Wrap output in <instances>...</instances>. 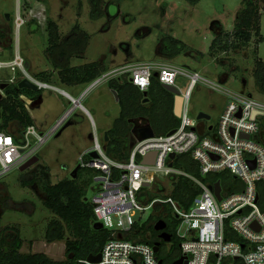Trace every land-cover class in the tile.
I'll return each mask as SVG.
<instances>
[{
	"label": "rangeland",
	"instance_id": "obj_1",
	"mask_svg": "<svg viewBox=\"0 0 264 264\" xmlns=\"http://www.w3.org/2000/svg\"><path fill=\"white\" fill-rule=\"evenodd\" d=\"M241 3L242 0H200L195 5L185 0H48L44 5L38 0H0V27L7 34L0 60L10 61L19 52L32 76L43 71H55L52 60L45 54L49 45L47 19L57 23L61 42L78 25L89 35V42L84 52L74 54L72 66L100 62L106 65L107 72H111L140 63L162 62L188 74L197 72L208 83L201 81L193 88L189 102L190 116L197 119L200 113H205L211 119L199 121L201 126L216 127L229 93L251 97L264 104V96L256 90L254 80L255 60L264 61V42L256 45L254 38L245 50L220 55L219 60L222 59L227 66L208 56L214 38L212 25L218 22L226 32H232ZM32 9L34 13L45 9L40 20L31 17ZM18 11L26 23L20 29L16 22ZM261 34L264 36V14ZM165 36L181 40L193 51L178 55L162 53ZM9 45H12L11 50ZM197 52L203 53V57ZM226 73L229 78L224 82ZM12 76L10 69L0 70V79ZM119 76L129 79L128 75H115L112 79ZM112 79L95 86L92 83L67 86L57 82L53 84L56 90L44 89L40 92L38 105L35 106L33 101L24 102L44 135L74 107L62 91L76 100L81 98L80 104L89 112L87 114L80 107L73 109L62 126L38 148L36 154L40 166L48 168L53 185L72 179L81 165V158L93 149L95 139L104 144L105 133L114 127L121 107L110 88ZM178 85L184 93L189 79L180 77ZM16 129L11 127V132H17ZM30 142L35 146L36 138L31 136ZM37 166L34 164L24 172L15 169L0 178V230L18 226L23 241L21 253H43L53 260H65V242L51 239L53 234H50L49 225L55 217L43 205L44 194L36 185H21L22 181L31 180V173ZM97 185L94 179L86 188L88 201H92ZM161 186L163 192L158 190ZM172 190L170 180L158 183L148 193L153 199L169 196ZM153 215V209L143 213L141 223L145 224L146 234H150L147 228ZM182 229L185 231V227ZM6 233L8 240L12 241V231ZM174 252L170 253L172 259L175 258Z\"/></svg>",
	"mask_w": 264,
	"mask_h": 264
},
{
	"label": "built area",
	"instance_id": "obj_2",
	"mask_svg": "<svg viewBox=\"0 0 264 264\" xmlns=\"http://www.w3.org/2000/svg\"><path fill=\"white\" fill-rule=\"evenodd\" d=\"M44 12L45 9L36 13L30 10L34 19H39ZM16 22L18 29L26 24L19 11ZM2 49L0 47V51ZM1 69H10L13 76L0 79V97L4 96L2 84H19L25 79L39 90H56L29 73L19 52L10 61L0 60ZM115 75H128L130 82L142 92L148 90L155 75L162 85L176 87L183 97L180 125L172 135H155L136 141L125 161L108 156L105 142L101 144L97 138L93 149L81 158V167L98 172L95 178L98 185L89 202L95 223H101L110 233V239L100 252L101 261L81 262L160 264L161 258L154 251V245L141 242L144 237L150 238V234L145 236L136 228L143 226V213L153 209L154 215L169 216L175 222L174 235L180 241V253L175 261L183 257L187 264H264V144L259 140L264 104L251 97L229 93L218 124L210 130L190 116L191 92L197 83L207 82L199 73L188 74L162 62L140 63L108 72L92 86ZM180 77L189 79L184 93L178 85ZM73 104L77 107L80 102L73 100ZM74 107L47 135L29 126L24 133V145L12 133L0 130V178L15 169L20 170L34 158L39 146L62 126ZM31 136L36 138L35 146L30 142ZM92 152H96L98 158L93 159ZM150 153L156 156L154 163L147 165L143 158ZM172 154L174 159L170 158ZM183 155H190L198 163L201 178L174 166V161ZM221 173H227L232 182L214 177ZM178 177L190 179L200 190L188 209L181 207L170 195L152 199L145 193L153 191L158 183ZM218 182L221 184L220 201L211 189ZM253 224L257 229L252 228Z\"/></svg>",
	"mask_w": 264,
	"mask_h": 264
},
{
	"label": "trees",
	"instance_id": "obj_3",
	"mask_svg": "<svg viewBox=\"0 0 264 264\" xmlns=\"http://www.w3.org/2000/svg\"><path fill=\"white\" fill-rule=\"evenodd\" d=\"M48 3V0H38ZM97 1V0H96ZM190 4H197L200 0H185ZM264 14V0H242L241 8L237 13L234 29L226 32L220 23L212 25L214 38L209 47L208 56L226 65L220 55L228 54L231 51L245 50L256 39V45L264 42L261 34V19ZM46 32H48L49 45L45 51L55 67V71H43L35 77L48 84L61 83L67 86L91 84L102 75L108 73V68L100 62L88 63L82 66H72L71 60L74 54L84 52L89 42V35L78 25H75L70 35L61 42L59 28L56 22L47 19ZM7 34L0 33V47L3 48ZM164 49L166 54L178 55L183 52L193 51L188 45L179 39L165 36ZM9 50L12 45L8 46ZM168 52V53H167ZM257 53V48L255 50ZM203 57V53L197 52ZM79 57V56H76ZM227 66V65H226ZM224 76V82L229 78ZM254 80L256 90L264 96V61L255 60ZM110 88L115 93L121 107L120 116L114 122V127L107 131L109 141L105 145L108 156L118 161L128 159L133 146L136 143L134 129L148 123L154 130L156 136L167 135L180 125V118L174 108L175 96L165 90L156 77H152L151 85L146 92H142L134 86L126 76L112 79ZM39 90L33 92L26 89H19L18 84H10L4 90V96L0 97V130L8 131L16 136L17 141L25 144L24 133L29 126H34L33 119L26 108L22 97L37 100L40 97ZM147 100V101H146ZM261 129L259 140L264 144V116L261 118ZM15 124L17 132H11V126ZM174 166L183 169L186 173L199 177V165L190 155L179 156L174 161ZM31 180L22 181L23 187L36 185L44 194L43 205L51 212L55 219L49 225L53 234V241L65 242V260L57 261L49 258L43 253L24 254L20 252L23 241L20 238L18 226H9L0 230V264H84L91 255H98L107 241L110 233L106 230H95L96 218L93 207L86 198V188L98 176V172L89 168L79 166L73 174L72 179H65L55 185L50 182V172L47 167L37 166L31 173ZM217 180L223 178L232 182L227 173L214 176ZM173 190L170 196L176 202L188 209L194 199L199 195L198 186L188 178L178 177L172 179ZM164 188L159 187L161 192ZM147 190L145 193H148ZM150 197V195H149ZM264 210V206H263ZM159 211V209L157 210ZM169 217V216H168ZM151 224L147 230L150 238L144 237L141 242L154 245L159 239L154 230L153 222L166 217L153 215ZM174 222V221H173ZM1 228V225H0ZM137 229L147 235L145 224ZM14 234L13 240H8L7 231ZM68 236V238H67ZM240 241V239H235ZM173 248L174 256L171 264L179 257L180 241ZM166 264V263H163Z\"/></svg>",
	"mask_w": 264,
	"mask_h": 264
},
{
	"label": "water",
	"instance_id": "obj_4",
	"mask_svg": "<svg viewBox=\"0 0 264 264\" xmlns=\"http://www.w3.org/2000/svg\"><path fill=\"white\" fill-rule=\"evenodd\" d=\"M6 17L9 20L10 16L7 15ZM156 76L157 75H155L154 77H156ZM7 86H8L7 84H2L1 85V89L5 90L7 88ZM18 88L19 89L30 90V91H33V92L39 91L38 86H36L35 84H33L32 82H30L27 79L22 80L18 84ZM163 88L165 90H167L168 92L172 93L175 96L174 108H175V112H176L177 116L180 117V113H181V109H182V105H183V97L181 96V92L176 87H173V86L163 85ZM254 114L257 115L258 112H255ZM210 119H211V117L209 115L205 114V113H200L197 116V120H199V121H202V120L209 121ZM209 129L211 130L212 127H210ZM174 132H175V130H172L171 132L168 133V135H172ZM134 136L136 138V141L140 142V141H144L146 139L153 138L155 136V132L151 128V126L148 123H146L143 126H141V127L137 126L134 129ZM246 138H248V137L246 136ZM108 141H109V137H108V133L106 132L105 133V137H104V142L107 144ZM105 149H106V146H105ZM90 155H91V157L93 159L98 158V155H97L96 152H92ZM155 156H156L155 153L148 154L146 157L143 158V163H145L147 165L153 164L154 160H155ZM170 158L174 159L175 155L172 154L170 156ZM37 162H38V158L37 157L32 158L30 161H28L24 166H22L20 168V171L21 172L26 171L29 167L33 166ZM211 189L214 190L217 199L220 201L222 199V196H221V184L218 182L214 186H211ZM166 226H167V224H166L165 221L159 220V221H157L155 223L154 230L155 231H162V230L166 229ZM252 228L257 229L255 224L252 225ZM94 229L95 230H102L103 229V225L101 223L97 222V223L94 224ZM160 237L165 242H170V240H171V236L168 233H166V232L162 233ZM159 246H160L159 243H155L154 246H153V249H154V251L157 254L159 253ZM87 261L89 263H98V262H100L101 261V253H99L98 255H95V256L94 255L89 256ZM159 262H160V264H163L162 260H160ZM173 264H187V262L182 257V258L176 260L175 262H173Z\"/></svg>",
	"mask_w": 264,
	"mask_h": 264
},
{
	"label": "flooded vegetation",
	"instance_id": "obj_5",
	"mask_svg": "<svg viewBox=\"0 0 264 264\" xmlns=\"http://www.w3.org/2000/svg\"><path fill=\"white\" fill-rule=\"evenodd\" d=\"M6 30V29H5ZM4 32V28L0 27V33ZM157 216H161V214H158ZM167 219H163L167 226L165 230L162 231H155L157 233L158 236V241L156 243H159V257L161 258V260L163 261V263L168 264L169 262H171L173 259V257H170V253L173 251V248L175 247V245L177 244V238L174 235V230H175V222H173V220L170 217H166ZM156 222H154L153 227L155 225ZM168 233L171 236V240L170 242H165L163 239H161V234L162 233Z\"/></svg>",
	"mask_w": 264,
	"mask_h": 264
},
{
	"label": "crops",
	"instance_id": "obj_6",
	"mask_svg": "<svg viewBox=\"0 0 264 264\" xmlns=\"http://www.w3.org/2000/svg\"><path fill=\"white\" fill-rule=\"evenodd\" d=\"M1 57V56H0ZM27 68H28V66H27ZM54 86V85H53ZM62 93L64 94V96L67 98V99H69L72 103H73V100H76V98H74L73 96H71L69 93H67V92H64V91H62ZM82 97V96H81ZM24 99V102H26V101H28V102H30V101H33V104L36 106V105H38L39 104V102L41 101V98L39 97L37 100H33V99H29V98H27V97H24L23 98ZM80 99L81 98H79V100H77V101H80ZM77 107H80L83 111H85L87 114H89V112H88V110L84 107V106H82V104H80L79 106H77ZM26 108H27V104H26ZM76 107H74V109H75ZM28 109V108H27ZM29 111V110H28ZM30 113V112H29ZM31 115V114H30ZM31 117H32V115H31ZM32 119H33V122H34V126L37 128V130H38V132L40 133V134H44V131H42L41 129H40V127H38L37 126V123H36V121H35V119L32 117ZM15 127L16 125L15 124H13L11 127ZM211 127V126H210ZM209 127V128H210ZM38 151V150H37ZM86 152V151H85ZM35 157H37V154L35 155ZM38 158V157H37ZM38 166H40V164H41V162H40V160H39V158H38V162L36 163ZM21 172V171H20ZM74 174V173H73Z\"/></svg>",
	"mask_w": 264,
	"mask_h": 264
}]
</instances>
